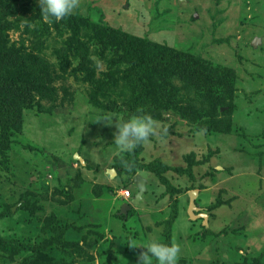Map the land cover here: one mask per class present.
<instances>
[{"label": "rangeland", "instance_id": "374dc122", "mask_svg": "<svg viewBox=\"0 0 264 264\" xmlns=\"http://www.w3.org/2000/svg\"><path fill=\"white\" fill-rule=\"evenodd\" d=\"M107 26L150 57L202 63L201 77L169 66L155 78L172 95L147 112L160 127L138 157L169 166L168 192L119 165L114 127L92 121L122 116L131 96ZM0 84L18 113L0 152V238L12 240L0 264H31L32 249L35 264H137L144 249L128 242L164 243L174 198L177 264H264V0H78L58 20L37 0H0ZM135 174L146 189L134 202Z\"/></svg>", "mask_w": 264, "mask_h": 264}, {"label": "trees", "instance_id": "16d2710c", "mask_svg": "<svg viewBox=\"0 0 264 264\" xmlns=\"http://www.w3.org/2000/svg\"><path fill=\"white\" fill-rule=\"evenodd\" d=\"M104 36L107 38L109 37L108 40L113 44H122L128 59L132 64L130 72L126 76L131 89V96L127 105V112L122 114V116L125 118L131 114L137 113L140 109L146 113H153V111L160 104H162V102L167 103L170 101L169 99L172 95L171 90L166 89L165 85H163V80H161V83H159L157 79H155L157 75L161 73V69L163 67H165V70H167L166 67L169 66H180L189 72L190 70L193 71L190 73V75L201 77L202 63L194 59V57H192L190 54L181 53L180 56H176L172 54L171 51H167V53L164 52L162 55H159V57H164L163 59L158 58V55L156 57H150L148 54L141 51L140 48L138 49L136 47V42L132 36L121 29L113 28L111 26H107L105 28ZM160 63L165 65H160ZM165 70H162V72H165ZM183 72L187 73L186 71ZM0 85L3 86L2 84ZM11 106L12 103L6 97L3 98L0 96V152L1 148L8 143L7 141L9 140L12 132L11 124H13V119L16 120L18 117V113H16ZM201 129L203 128H195L196 131ZM140 148L141 144H139L134 151L125 152V155H123L119 160V165L124 162L123 167H125L126 170L137 168L155 173L160 182L165 185V191L168 192L169 188H173V185L167 180L163 173L169 169V166L159 158L151 160L148 163L141 162L140 158L138 157ZM170 208L171 210L167 221L164 244H171V225L178 215L177 198L173 199ZM6 212L10 213V209L0 213V218L5 215ZM67 228L68 226H64L62 227V230H66ZM56 229L59 230V228ZM205 231L206 230L204 229L203 233H205ZM0 241L10 243L12 240L0 238ZM31 256L33 257V262L31 264H35L33 249Z\"/></svg>", "mask_w": 264, "mask_h": 264}, {"label": "clouds", "instance_id": "9594fccd", "mask_svg": "<svg viewBox=\"0 0 264 264\" xmlns=\"http://www.w3.org/2000/svg\"><path fill=\"white\" fill-rule=\"evenodd\" d=\"M39 9L45 19H61L71 15L77 7L78 0H37ZM92 121H102L105 125L114 127L112 142L120 152H132L135 148L149 140L160 127L153 117L142 109L127 118L115 113L103 112ZM164 131H167L165 128ZM130 247H141L144 250L137 256V264H177L181 251L179 244H164L153 239L147 243L135 240L128 242Z\"/></svg>", "mask_w": 264, "mask_h": 264}, {"label": "water", "instance_id": "95a60500", "mask_svg": "<svg viewBox=\"0 0 264 264\" xmlns=\"http://www.w3.org/2000/svg\"><path fill=\"white\" fill-rule=\"evenodd\" d=\"M180 1H182V0H178V2H180ZM255 41H257V39L253 38V40L251 42L252 45H256ZM109 172H110V174H114L115 173V171L113 169H110ZM133 180H134L136 186L138 187V191H137V193L135 194V196L133 198V201L135 202V201H137L138 199L141 198V194L145 191V189H146L145 188L146 181H145L144 178H142V176H140V174H135V176L133 177ZM196 194H197V192L195 190H193V191H191L189 193L190 202H189L188 213H189L191 218H193L195 216L194 213H193V210L197 209V206H196L195 201H194ZM124 206H125V209H124ZM129 207H130V204L124 203L121 206V208H122L121 210L124 212L126 210V208H129Z\"/></svg>", "mask_w": 264, "mask_h": 264}, {"label": "built area", "instance_id": "2783aa9c", "mask_svg": "<svg viewBox=\"0 0 264 264\" xmlns=\"http://www.w3.org/2000/svg\"><path fill=\"white\" fill-rule=\"evenodd\" d=\"M125 194H126V197H130L131 196L130 191H126Z\"/></svg>", "mask_w": 264, "mask_h": 264}, {"label": "bare ground", "instance_id": "6f19581e", "mask_svg": "<svg viewBox=\"0 0 264 264\" xmlns=\"http://www.w3.org/2000/svg\"><path fill=\"white\" fill-rule=\"evenodd\" d=\"M257 39V38H256ZM256 42V44L258 43V40L257 41H255ZM124 209H125V206H124Z\"/></svg>", "mask_w": 264, "mask_h": 264}]
</instances>
